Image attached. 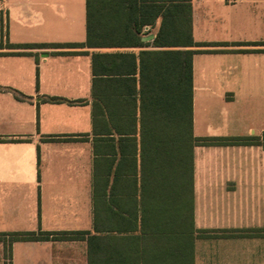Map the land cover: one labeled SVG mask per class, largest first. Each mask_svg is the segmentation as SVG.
<instances>
[{
    "label": "crops",
    "instance_id": "0c3cea01",
    "mask_svg": "<svg viewBox=\"0 0 264 264\" xmlns=\"http://www.w3.org/2000/svg\"><path fill=\"white\" fill-rule=\"evenodd\" d=\"M192 9L204 44L192 59L193 132L210 138L194 147L195 225L264 229V0H192ZM156 30L145 26L140 46H80L86 0H0V264L19 231L49 237L12 241L11 264H88L96 201L100 211L115 179L124 202L140 197L148 131L139 54L163 48ZM95 52L136 56L123 77L134 81L97 85L119 112L97 118ZM252 136L260 143L232 141ZM195 264H264V235L199 237Z\"/></svg>",
    "mask_w": 264,
    "mask_h": 264
},
{
    "label": "trees",
    "instance_id": "16d2710c",
    "mask_svg": "<svg viewBox=\"0 0 264 264\" xmlns=\"http://www.w3.org/2000/svg\"><path fill=\"white\" fill-rule=\"evenodd\" d=\"M192 12V0H86V40L76 45H144L141 35L144 27L150 26L157 27L153 43L163 47L139 54V113L144 137L145 128L148 131L141 195L124 202L115 179L100 211L96 201L94 233L87 236L88 264H195L199 237L264 235V229H198L195 225L194 147L200 139L206 142L210 138H198L193 132L192 59L200 51L194 47L204 44L194 40ZM92 59L94 116L117 114L114 103L98 94L97 85L101 81H134L123 77L134 73L136 56L95 52ZM125 93L130 95L134 89L121 90L119 95ZM259 139L236 137L232 141L260 143ZM81 233L62 232L58 236L76 238L83 236ZM4 235L0 233V240ZM8 235L5 264H11L12 241L49 237L48 232L31 231Z\"/></svg>",
    "mask_w": 264,
    "mask_h": 264
}]
</instances>
